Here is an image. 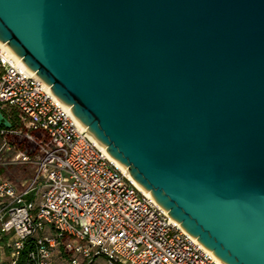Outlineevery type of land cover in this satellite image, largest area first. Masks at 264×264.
I'll return each mask as SVG.
<instances>
[{
    "label": "water",
    "instance_id": "obj_1",
    "mask_svg": "<svg viewBox=\"0 0 264 264\" xmlns=\"http://www.w3.org/2000/svg\"><path fill=\"white\" fill-rule=\"evenodd\" d=\"M0 40L187 232L264 264V0H0Z\"/></svg>",
    "mask_w": 264,
    "mask_h": 264
},
{
    "label": "built area",
    "instance_id": "obj_2",
    "mask_svg": "<svg viewBox=\"0 0 264 264\" xmlns=\"http://www.w3.org/2000/svg\"><path fill=\"white\" fill-rule=\"evenodd\" d=\"M15 109L16 116L9 113ZM2 111H5L6 116ZM0 125L15 165H33L18 183L0 173V250L9 264H226L187 232L0 40ZM24 137L31 151L13 145Z\"/></svg>",
    "mask_w": 264,
    "mask_h": 264
},
{
    "label": "rangeland",
    "instance_id": "obj_3",
    "mask_svg": "<svg viewBox=\"0 0 264 264\" xmlns=\"http://www.w3.org/2000/svg\"><path fill=\"white\" fill-rule=\"evenodd\" d=\"M5 151V145L3 143L2 137H0V155ZM6 172V173H5ZM0 173L5 175L7 179H10L13 182L18 183L19 180L23 178V176L27 173V176H32L34 173L33 165H16L14 167H0ZM103 257H98L97 261L93 264H103ZM7 261H10V256H7ZM59 264H65L64 262H60Z\"/></svg>",
    "mask_w": 264,
    "mask_h": 264
},
{
    "label": "trees",
    "instance_id": "obj_4",
    "mask_svg": "<svg viewBox=\"0 0 264 264\" xmlns=\"http://www.w3.org/2000/svg\"><path fill=\"white\" fill-rule=\"evenodd\" d=\"M6 116L8 115L5 111H2ZM9 113L11 115L16 116V111L15 109H10ZM8 141L10 143H12L13 145H16V146H19V147H22L23 149L27 150V151H31L32 148H34V144L30 141H28L26 138L24 137H19V136H9L8 137ZM27 250L28 249H25L23 251V255H22V258L20 260V264H24V261H25V256H26V253H27ZM72 255L71 254H67V253H64V252H61V254L59 256H57L55 259H57L58 261L57 262H64L66 263V261L71 257ZM0 264H9L8 262H2L0 260Z\"/></svg>",
    "mask_w": 264,
    "mask_h": 264
},
{
    "label": "crops",
    "instance_id": "obj_5",
    "mask_svg": "<svg viewBox=\"0 0 264 264\" xmlns=\"http://www.w3.org/2000/svg\"><path fill=\"white\" fill-rule=\"evenodd\" d=\"M2 140H3V143H4V145H5V151L2 153V155H0V167L2 166V167H6V168H9V167H14V166H16L15 164H11L10 163V160L15 156V154H16V152L14 151V150H12V151H7L6 150V142H5V139L2 137ZM6 173V172H5ZM5 176V175H4ZM28 177H30V176H27V173L23 176V178L21 179V180H19V181H22V180H24V179H26V178H28ZM18 181V182H19ZM2 243H4V241H0V244H2ZM7 256H8V249H6V247L4 248V250H0V260L2 261V262H8L7 260H6V258H7ZM97 259L98 258H96V260L95 261H97ZM103 259V264H106V260H105V258L103 257L102 258ZM58 260L57 259H55L54 261H53V264H59L60 262H57ZM95 261H94V263H95Z\"/></svg>",
    "mask_w": 264,
    "mask_h": 264
},
{
    "label": "bare ground",
    "instance_id": "obj_6",
    "mask_svg": "<svg viewBox=\"0 0 264 264\" xmlns=\"http://www.w3.org/2000/svg\"><path fill=\"white\" fill-rule=\"evenodd\" d=\"M19 59H20V61H21L23 64H25L24 61H23V59H22L21 57H19Z\"/></svg>",
    "mask_w": 264,
    "mask_h": 264
}]
</instances>
